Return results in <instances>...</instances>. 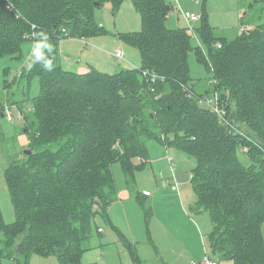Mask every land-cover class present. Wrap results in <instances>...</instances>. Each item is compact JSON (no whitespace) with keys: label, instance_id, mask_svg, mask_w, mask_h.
Returning <instances> with one entry per match:
<instances>
[{"label":"trees","instance_id":"obj_1","mask_svg":"<svg viewBox=\"0 0 264 264\" xmlns=\"http://www.w3.org/2000/svg\"><path fill=\"white\" fill-rule=\"evenodd\" d=\"M106 1L119 8L125 0H0V57H20L39 31L49 34L56 55L52 71L34 61L22 72L40 85L33 119L21 109L32 152L5 170L16 219L5 222L0 207V264H29L33 254L82 264L97 214L118 199L113 163L135 178L152 138L197 157L194 208L211 216L212 254L264 264V21L230 39L201 13L197 31L208 50L199 46L197 54L213 73L219 114L200 104L203 95L190 84L192 35L167 26L174 9L168 0H132L142 29L119 35L140 50V67L64 69L60 40L103 34L96 9ZM141 204L150 217L151 207Z\"/></svg>","mask_w":264,"mask_h":264},{"label":"rangeland","instance_id":"obj_2","mask_svg":"<svg viewBox=\"0 0 264 264\" xmlns=\"http://www.w3.org/2000/svg\"><path fill=\"white\" fill-rule=\"evenodd\" d=\"M168 1L174 5V9L167 19V26L171 29L187 28L192 35L194 49L188 54L192 78L190 84L194 85L193 88L197 94L212 98L214 101L213 73L199 59L197 54L199 46H203L206 51L208 50L207 44L197 31L200 19L190 24L184 13L194 11L201 16V13L204 12L210 26L215 28L219 35L234 39L240 32V27L246 26V23L253 21V25H257L264 21V0ZM252 1L253 6L249 3ZM96 19L106 31L103 34L88 37L86 40L75 38L70 41L68 38H62L59 43L58 63L64 69L78 73L91 69L115 72L122 68L140 67L142 64L140 50L123 41L119 35L120 33L142 29L141 15L136 10L132 0H125L119 8H115L111 1L104 2L101 7L96 9ZM242 23L244 24L241 25ZM33 41L27 40L24 43L20 57L11 55L0 57V108L9 104L10 112L13 115V119L10 120L9 114L4 116L0 112V207L7 223L14 222L16 214L8 189L5 170L12 162L24 161L25 150L29 148L30 139L29 134L23 129L26 120L23 116L25 112L31 116V120L33 119L30 105L39 93V78L35 77V79L30 80L27 72L22 75V72L28 70L35 61V58L30 55V45ZM63 42L70 43H65L62 47L61 43ZM118 49L124 51L123 58L109 55ZM85 66L90 68L85 70L82 68ZM147 146L149 161L135 170V178L130 177L129 179L125 175L121 162L117 161L112 165L118 188H125L131 192L130 201L119 200L118 195V199L113 202L115 223L120 225L122 231L128 233V236L133 233L138 239H143L139 245H142L144 251L148 247L153 252L152 258H145L143 264H156V262L161 264H189L199 244L202 258L196 261L197 263L202 262L205 255H209L215 258L219 264H233L231 260L220 259L212 254L209 241V235L213 229L211 216L208 211L199 212L194 208L197 194L191 180L180 182L175 176V168H180L192 176L197 167V157L175 146H167L155 138L149 139ZM240 156L246 163H249L247 154L241 152ZM134 162L137 164L141 161L137 158L134 159ZM145 190L151 196L144 195ZM141 202L151 207L152 214L150 217L146 214ZM164 209H168L169 215L175 220L172 229L173 233L176 234L173 240L176 246H172L173 243H171V246L164 248L168 259L158 258L155 254L156 249L148 241V230L151 229L150 226L154 227L158 220L155 218L152 222L151 219L153 216L159 217ZM186 217L190 219L189 222L185 220ZM107 221L100 213L97 214L96 223L106 230L103 233L97 230L93 232L88 249L83 255V264H96L95 261L99 257L98 250L102 247L101 241H104L103 246L109 255L107 258L114 260V263L110 261V264H117V260L120 261L121 258L115 249L118 247L116 233ZM192 226L197 228L198 242L197 233L192 229ZM262 230L264 234V224ZM109 232L113 234L110 242H108ZM19 241L20 238L17 239V243ZM3 264H16V261L14 258H4ZM29 264H59V260L55 255L33 254Z\"/></svg>","mask_w":264,"mask_h":264},{"label":"crops","instance_id":"obj_3","mask_svg":"<svg viewBox=\"0 0 264 264\" xmlns=\"http://www.w3.org/2000/svg\"><path fill=\"white\" fill-rule=\"evenodd\" d=\"M252 2H249V3H252ZM243 24L244 23H242L241 25H243ZM246 26L250 28V27L255 26V25H253V21H252V22L246 23ZM68 39H70V41L71 40L73 41L75 38H68ZM65 43L68 44L70 42L61 43L62 47L65 45ZM109 55H110V53H109ZM82 68H84L86 70V68L89 69L90 67L85 66ZM117 188H118V185H117ZM146 192H147V190L144 191V195L151 196L149 193H146ZM130 194H131V192L128 189H125V188L119 189L118 188L119 200L130 201V196H131ZM121 198H123V199H121ZM113 210L114 209H113V203H112L108 207V210L106 211L105 216H103V215L102 216L108 220L107 223L111 226V228L116 233L118 247L117 248L113 247V248L116 249L117 253L119 254V256L121 258L120 261L117 260V264H143L145 258H152L153 252L151 250H149L148 247L144 251L142 249V245L141 244L139 245V243H141L143 239H138L136 236L133 235V233H130V235L128 236V233L122 231L120 225H117L115 223L116 219H115ZM125 212H126V210H125ZM155 218H157L158 220L155 222L154 227L150 226L151 229L149 228V230H148V239H149L148 241L153 246V248L156 249L155 254H157L158 258H161V259L167 258L168 259L167 254L164 252V248H166L167 246H171V243H173L172 246H176L173 242L174 238L176 237V234L173 233V229H172L173 224H175V220H173V218L169 215L168 209L167 210L164 209V211L161 212L159 217L153 216L151 219L152 222L154 221ZM185 220L187 222L190 221V219H188L187 217L185 218ZM95 223H96V218H95ZM96 226H98V228H97L98 232H100V233L105 232L106 229L104 227L98 225L97 223H96ZM100 228L102 229V231L98 230ZM192 229L195 232L197 230L196 226H194V227L192 226ZM112 235L113 234L111 232L108 233V237H109L108 242H110ZM178 236H179V234H178ZM196 237H197V242H198L199 241L198 233H197ZM197 242H196V244H197ZM100 243H101L102 247H100V249L98 250L99 251L98 252L99 257L95 261V263L96 264H110V261H111V263H114L113 259L109 260V258H107V256L109 257V255L106 252L105 247L103 246L104 241H101ZM194 249H195V247H194ZM200 251L201 250H200V244H199V245H197V248L195 249V254H194V256H192V259L190 260L191 262H189V264H194L196 261H199L202 258V252H200ZM83 257H82V259H83ZM82 264H83V262H82ZM156 264H161V263L156 262Z\"/></svg>","mask_w":264,"mask_h":264},{"label":"clouds","instance_id":"obj_4","mask_svg":"<svg viewBox=\"0 0 264 264\" xmlns=\"http://www.w3.org/2000/svg\"><path fill=\"white\" fill-rule=\"evenodd\" d=\"M36 39L30 45V55L46 71H52L55 68V45L51 42L50 36L46 31H39L33 34Z\"/></svg>","mask_w":264,"mask_h":264},{"label":"built area","instance_id":"obj_5","mask_svg":"<svg viewBox=\"0 0 264 264\" xmlns=\"http://www.w3.org/2000/svg\"><path fill=\"white\" fill-rule=\"evenodd\" d=\"M184 16L190 24H191V22L198 21L201 18L200 14H197L195 12H189V11L185 12ZM244 29H245V27L242 26L240 28V32H242ZM84 40H86V39H84ZM218 46L220 47L221 44H218ZM110 56L111 57H117V58H123L124 52L122 50H117L115 52H111ZM214 97H215L214 101H212V98L203 96L200 98L199 102L201 105L209 106L212 110H214L215 112H218L220 114L221 111L217 105V95H215ZM7 114H9V119L12 120L13 116H12V113L10 112L9 106H5V115H7ZM99 230L102 231L101 228ZM194 264H219V262L215 258H213L209 255H206L205 259L202 262H199V263L195 262Z\"/></svg>","mask_w":264,"mask_h":264},{"label":"water","instance_id":"obj_6","mask_svg":"<svg viewBox=\"0 0 264 264\" xmlns=\"http://www.w3.org/2000/svg\"><path fill=\"white\" fill-rule=\"evenodd\" d=\"M32 151L30 149L25 150V154H30ZM174 173L178 181L180 182H186L191 179V175L188 174L186 171L180 169V168H175Z\"/></svg>","mask_w":264,"mask_h":264}]
</instances>
